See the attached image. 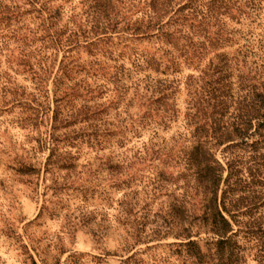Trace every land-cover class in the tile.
Here are the masks:
<instances>
[{
    "label": "trees",
    "instance_id": "trees-1",
    "mask_svg": "<svg viewBox=\"0 0 264 264\" xmlns=\"http://www.w3.org/2000/svg\"><path fill=\"white\" fill-rule=\"evenodd\" d=\"M263 9L264 0H0L6 30L0 34L1 41L14 54L7 55L8 69L0 76V106L25 104L27 119L42 137L39 147L51 149L46 171L70 161L60 153L65 141L86 137L112 153L114 146L126 147L146 132L149 145L143 142V149L137 150L139 164L163 157L165 163L176 159L181 168L170 172L167 180L176 184L182 178L184 191L167 208L161 207L152 221L147 207L138 215L141 210L135 209L140 203L123 201L118 220L126 231L120 241L126 254L140 244L174 235L181 242L167 244L177 247L171 252L177 257L170 264H204L207 259L209 264H245L240 238L263 239L264 62L255 63V74L239 73L233 81L234 73L225 76L211 59L210 66L201 70L204 75H188L189 80L204 82L200 86L204 92L199 96L196 88L184 112L171 90L177 80L151 72L141 75L145 71L167 75L170 69L176 72L182 65L202 61L208 47L230 41L225 35L232 31L230 23ZM18 26L31 37L22 39ZM100 44L112 47L106 51L109 57L102 56L120 65L115 66V75L96 76L94 90L113 84L125 108L114 124L102 118L93 121L102 113L108 115L107 109H99L103 104L95 105L91 122L80 120L88 123L78 127L76 117L85 111L74 112L68 106L79 83L62 79L74 80L72 75L84 71L86 59L100 55L96 53L102 51ZM116 44L123 47L115 51ZM199 66L193 67L199 70ZM9 70L24 76L28 84L17 83L16 76L11 79ZM99 80L103 82L98 84ZM129 89L134 96L127 100ZM178 122L185 129L173 134L175 144L164 140V145H158L160 131L168 133ZM181 139L184 144L179 146ZM115 156L117 161L108 160L106 169L129 176L132 165H126L119 153ZM19 171L37 173L33 164H22ZM159 186L156 177H150L144 193L150 197ZM103 233L97 229L95 235ZM202 233L208 236L202 238ZM139 253L129 255L125 264H150Z\"/></svg>",
    "mask_w": 264,
    "mask_h": 264
},
{
    "label": "rangeland",
    "instance_id": "rangeland-1",
    "mask_svg": "<svg viewBox=\"0 0 264 264\" xmlns=\"http://www.w3.org/2000/svg\"><path fill=\"white\" fill-rule=\"evenodd\" d=\"M4 19L3 13L0 12V34L6 32ZM230 26L231 33L225 34L230 37V41L217 48L208 47L205 51L207 56L202 61L197 60L190 67L182 65L176 72L170 69L167 75L155 71H145L141 75L151 72L159 78L179 80L172 83L171 90L175 91L176 102L184 112L191 95H195L193 92L196 88L199 96L204 92L203 88H200L204 86V82L196 78L189 80L188 75H201V70L210 66L211 59L222 68L225 76L233 72V81L239 73L244 76L255 74V63L264 62V9L252 12L238 23H230ZM17 29L22 39L31 37L21 26ZM1 40L0 37V76L8 69L7 55H14ZM99 47L102 51L96 53L100 55L88 57L84 64L86 69L80 74L72 75L74 80L62 79L70 84V81L72 84L79 83L73 95L69 97L72 106H68L74 112L81 108L85 111V114L76 117L79 121L78 127L88 123L83 122L85 120L91 122L90 111L95 105L103 104L99 109H107L108 115L102 113L93 121L102 118L114 124L122 117L117 114L125 108L123 100L113 90V84L94 90L97 77L108 78L115 75L120 65L105 58L109 57L106 51L112 47L104 44ZM122 47L123 44H116L113 48L118 51ZM102 54H105V57ZM217 54L222 55L217 58ZM198 64L199 70H196L193 66ZM10 74L11 79H14L16 74ZM15 80L19 84H28L24 76H16ZM124 81L128 87L131 86L132 83L126 76ZM196 81H199L198 85L195 84ZM101 82L103 80H99L98 84ZM189 83L195 86H189ZM50 87L52 88V80ZM133 96V89H129L127 100ZM134 100L133 103L136 102V99ZM135 109L134 106L131 111ZM28 115L29 111L24 103L0 106V264H125L127 257L135 251L142 252L138 257L149 260L150 264H170L169 262L176 259L177 256L171 252L177 247L167 246L181 242V239L175 238L174 235L149 244H140L128 254L120 247V241L126 234L118 220L123 201L133 205L140 203L139 208L135 209L141 210L138 215L143 213L144 206L147 207V211L151 212L149 219L152 221L156 217L154 214L161 207L167 208L173 198L184 191L180 188L182 178L176 184L167 180L170 172L181 169L176 166V159H169V162L165 163V158L153 157L152 160L147 159L143 164H139L140 155L137 150L143 149L140 148L143 142L149 145V132L126 147L114 146L112 153L111 148H104V145H97L93 141L89 143L86 137L65 141L60 144V153L67 154L70 161L65 166L58 165L46 171L45 164L51 149H47V146L39 147L38 139L42 137L39 129L27 119ZM184 129L181 122L173 123V128L168 133L160 131L158 145H164L166 140L167 144L173 146L175 142L171 137ZM182 144L183 139L178 142L179 146ZM117 153L121 159L127 161L126 165H132L129 176L126 172L106 169L105 163L108 160L117 161ZM22 164H33L37 173H20L19 167ZM150 177H156L160 186L154 190V194L147 197L144 191ZM97 229L104 233L95 235ZM207 236L202 233L200 237ZM240 244V255L245 264H264V237L261 240L257 236H246L240 238ZM148 245L152 247L146 250ZM209 263L210 260L207 259L204 264Z\"/></svg>",
    "mask_w": 264,
    "mask_h": 264
}]
</instances>
